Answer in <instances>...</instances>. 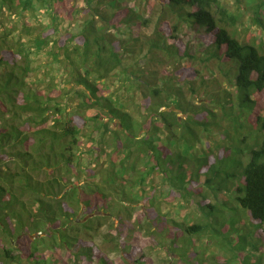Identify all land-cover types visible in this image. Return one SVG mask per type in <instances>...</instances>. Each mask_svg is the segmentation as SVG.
<instances>
[{"label":"trees","instance_id":"1","mask_svg":"<svg viewBox=\"0 0 264 264\" xmlns=\"http://www.w3.org/2000/svg\"><path fill=\"white\" fill-rule=\"evenodd\" d=\"M144 1L162 7L149 36L128 2L86 0L72 32L55 16L63 0H0V264H60V249L88 264L78 241L97 217L77 212L132 190L149 192L151 209L163 190L195 204L204 222L180 226L186 237L215 218L241 234L242 211L259 245L239 236V264H264V0ZM152 52L185 66L147 75ZM233 187L237 206L224 195Z\"/></svg>","mask_w":264,"mask_h":264},{"label":"rangeland","instance_id":"2","mask_svg":"<svg viewBox=\"0 0 264 264\" xmlns=\"http://www.w3.org/2000/svg\"><path fill=\"white\" fill-rule=\"evenodd\" d=\"M63 1L66 10L60 9L56 13L57 22L63 29L76 32L88 13L86 0ZM119 2L122 5L128 2L126 4L127 7L140 14L144 21H152L147 27H138L137 33L140 32V34L147 36L153 33L157 19L162 14V7L157 2H145L144 0H119ZM239 6L243 13L242 2H240ZM232 10L235 11V8L232 7ZM49 17L47 14H43L40 17L42 25L38 24L36 18L30 16H25L23 22L33 28L41 25L42 30L45 32L50 30V25L52 24ZM244 20H247V17L242 14L239 17V21L243 22ZM243 34L242 37L245 36V33ZM143 50L144 53H147L148 47H143ZM152 53V58L160 62L151 61L148 63L144 67L147 75L148 73H155L156 76L153 77L160 78L164 74L173 73L175 70L179 71L185 66L184 62H180V64L172 63V59L167 58L162 53ZM43 57L39 55L34 66L43 63ZM137 111V108L131 107V112L135 118L138 116ZM85 142H83L85 149L86 145L91 146L90 141ZM103 148L108 153L106 146ZM118 157L115 156V158ZM82 158L83 162H86L88 155L83 154ZM108 161L107 157L101 158L96 163L92 159L93 165H91L90 170H93V172L101 170L103 172L107 167ZM234 189L235 187L232 188L233 191L225 192L224 195L234 201V205L237 206L238 204L235 201L237 194ZM222 193V191L212 193L208 189L210 196L216 194L217 197H221ZM89 194H85L86 199L90 198L92 200L95 193ZM149 194V192L140 190H132L127 195L112 194L107 200L106 209L102 208L100 212L90 213L81 207L77 212V219H81L79 220L81 221L80 223H85L88 219L97 217V219L91 221L92 226L89 229L80 233L78 241L80 249L86 248L90 250L91 257H88V264H239L241 259L239 247L242 245L239 236L246 238L248 251L252 250V246L259 245L256 222L245 218L244 213L240 210L239 214L246 225L240 226L241 234L229 232V236H227L225 233L228 230L229 222L227 221L228 225L224 223L218 226L216 223L219 222L220 218H215L211 221V230H208L203 235L186 237L180 226L190 225L192 222H204L203 217L197 213L196 205L190 204L188 200L184 201L175 198L170 191L167 193L163 190L160 196H156V202L151 209L146 204ZM97 199L100 200L99 197ZM177 202H179V206H177ZM261 250L264 252L263 247ZM45 253L48 254V250ZM53 253V257L57 259L54 261L55 263L85 264L80 259L74 261L69 253L61 249ZM103 259H106L107 263Z\"/></svg>","mask_w":264,"mask_h":264}]
</instances>
